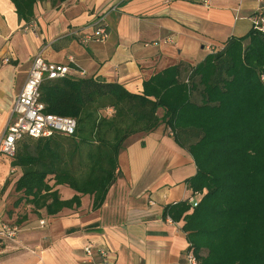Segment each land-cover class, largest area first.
Here are the masks:
<instances>
[{"label":"crops","instance_id":"crops-1","mask_svg":"<svg viewBox=\"0 0 264 264\" xmlns=\"http://www.w3.org/2000/svg\"><path fill=\"white\" fill-rule=\"evenodd\" d=\"M264 0H66L33 6L34 19H18L10 0H0V138L34 56L69 66L70 77L117 83L134 94L154 74L179 63L195 65L230 37L244 36ZM107 12L104 42L86 34ZM8 59V62L4 60ZM0 155V220L17 224L15 241L1 245L0 264H186L182 222L162 218L165 205L186 200L185 180L195 174L192 157L163 127L130 137L118 157L120 176L103 205L92 198L49 216L17 202L21 175ZM61 199L75 192L57 186ZM197 198L192 200L195 203ZM40 222L44 224L41 225ZM91 245L94 254L85 256Z\"/></svg>","mask_w":264,"mask_h":264},{"label":"trees","instance_id":"trees-1","mask_svg":"<svg viewBox=\"0 0 264 264\" xmlns=\"http://www.w3.org/2000/svg\"><path fill=\"white\" fill-rule=\"evenodd\" d=\"M10 1L18 19L31 24L34 4L66 0ZM254 16L264 21V5ZM39 90L44 112L75 119L76 129L73 136L17 143L11 166L21 171L18 203L53 216L89 195L91 209H99L120 176L125 142L163 127L196 169L185 180L189 198L162 211L163 219L182 222L185 255L191 252L198 264H264V23L228 38L195 65L154 74L140 94L70 76L46 80ZM57 186L75 195L63 200Z\"/></svg>","mask_w":264,"mask_h":264},{"label":"built area","instance_id":"built-area-1","mask_svg":"<svg viewBox=\"0 0 264 264\" xmlns=\"http://www.w3.org/2000/svg\"><path fill=\"white\" fill-rule=\"evenodd\" d=\"M107 12L101 14L91 24V31L86 34L87 39L104 42L108 31L105 24ZM253 24L264 23L254 16ZM8 62V59L4 60ZM69 66L55 64L45 59L42 51L38 52L31 63L28 76L14 102L11 110V118L0 138V155L12 159L15 155L17 143L24 138L41 139L54 134L73 136L76 129V121L70 117L57 116L44 112V105L40 101V86L46 80H57L69 77ZM197 198V197H194ZM190 202L192 203V200ZM196 203V202H195ZM194 204V203H192ZM43 225V222H40ZM20 231L19 226L0 220V248L9 242L16 240ZM86 257L91 258L94 254L91 245L83 248ZM97 254L103 260V264H109L108 251L99 250ZM186 264H198L194 255L189 252L185 255Z\"/></svg>","mask_w":264,"mask_h":264},{"label":"rangeland","instance_id":"rangeland-1","mask_svg":"<svg viewBox=\"0 0 264 264\" xmlns=\"http://www.w3.org/2000/svg\"><path fill=\"white\" fill-rule=\"evenodd\" d=\"M103 114L109 115L110 114V111H104Z\"/></svg>","mask_w":264,"mask_h":264}]
</instances>
